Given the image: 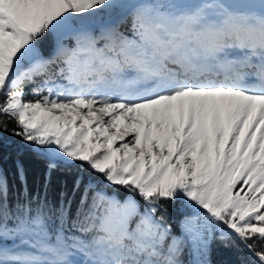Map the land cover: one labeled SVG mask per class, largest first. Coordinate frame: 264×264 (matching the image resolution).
<instances>
[{
    "label": "snow or ice",
    "instance_id": "1",
    "mask_svg": "<svg viewBox=\"0 0 264 264\" xmlns=\"http://www.w3.org/2000/svg\"><path fill=\"white\" fill-rule=\"evenodd\" d=\"M0 98V264H264V0H0Z\"/></svg>",
    "mask_w": 264,
    "mask_h": 264
},
{
    "label": "trees",
    "instance_id": "2",
    "mask_svg": "<svg viewBox=\"0 0 264 264\" xmlns=\"http://www.w3.org/2000/svg\"><path fill=\"white\" fill-rule=\"evenodd\" d=\"M0 120L7 123L9 130L16 128L15 122L9 120L6 116H0ZM18 158L24 161L25 168L30 178L40 177L43 174L45 168L44 161L31 153L19 137L11 135L10 131L0 130V169L7 174L10 184L14 178L16 161ZM126 195L127 193L123 189H120L119 198L123 200ZM137 200H139L138 197ZM140 203L142 206V201H140ZM168 209L172 219L173 231L178 232V223L181 218L179 205L169 204ZM212 259L214 264H233L237 259V255L228 250L217 249L214 251Z\"/></svg>",
    "mask_w": 264,
    "mask_h": 264
}]
</instances>
